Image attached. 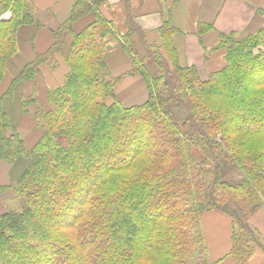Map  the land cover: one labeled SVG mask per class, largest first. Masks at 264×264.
<instances>
[{"label":"trees","instance_id":"trees-1","mask_svg":"<svg viewBox=\"0 0 264 264\" xmlns=\"http://www.w3.org/2000/svg\"><path fill=\"white\" fill-rule=\"evenodd\" d=\"M105 2L73 0L51 45L0 97V162L10 167L0 201H17L16 210L0 207V264H216L201 227L209 211L231 218L228 256L246 263L264 251L248 222L264 204V11L257 31L220 36L224 65L202 79L177 64L167 21L162 44H149L129 0L123 33L100 13ZM23 25L43 27L30 1L0 0V84ZM108 38L128 55L127 71L108 67ZM57 55L67 68L62 84L45 104L19 101L22 113L36 104L41 136L29 146L2 100L41 65L56 68ZM126 76L143 79V103L123 106L116 97Z\"/></svg>","mask_w":264,"mask_h":264},{"label":"crops","instance_id":"crops-1","mask_svg":"<svg viewBox=\"0 0 264 264\" xmlns=\"http://www.w3.org/2000/svg\"><path fill=\"white\" fill-rule=\"evenodd\" d=\"M36 18L43 25H23L17 30V51L6 63L5 74L0 84V97L11 80L23 66L44 52L52 43V31L69 15L73 0H28ZM134 21L144 31L147 43L162 44L158 29L167 21L173 28L171 41L179 66H194L199 76L207 75L224 65V50L219 48L220 36L234 34L244 36L257 31L263 22L260 11H264V0H129ZM100 13L114 23L117 31L126 30V13L122 0H106ZM8 13V12H7ZM9 17V16H8ZM8 17L2 19H7ZM93 20L92 15L78 19L72 28L78 32ZM69 35L66 36V46ZM58 66L51 69L41 65L33 80L18 84L12 97L2 100V106L10 114L12 122L26 141L33 145L41 136L33 117L36 104L28 112L19 111V101L36 97L46 103L48 90L60 86L66 73L62 58L57 55ZM105 61L115 75L127 71L130 60L125 51L112 38L107 39ZM116 97L123 106L141 104L147 99V90L139 76L124 77L116 88ZM9 165L0 162V184L8 183ZM248 222L260 233L264 242V204L248 218ZM204 243L208 260L216 264H237L230 256L232 246V221L225 213L209 211L201 218ZM264 251L256 253L244 264H262Z\"/></svg>","mask_w":264,"mask_h":264},{"label":"rangeland","instance_id":"rangeland-1","mask_svg":"<svg viewBox=\"0 0 264 264\" xmlns=\"http://www.w3.org/2000/svg\"><path fill=\"white\" fill-rule=\"evenodd\" d=\"M8 16H10V15H8L7 12L2 15V17H4V18H6ZM236 37L237 38H241L242 36H240V37L236 36ZM192 153H193V156L195 157L196 160H199L201 158V152H200V150L198 148H194ZM7 205H9L11 209H14V210L17 209V201H15V200H11V199L9 200L7 198L5 201H2V202L0 201L1 209H5L7 207Z\"/></svg>","mask_w":264,"mask_h":264},{"label":"water","instance_id":"water-1","mask_svg":"<svg viewBox=\"0 0 264 264\" xmlns=\"http://www.w3.org/2000/svg\"><path fill=\"white\" fill-rule=\"evenodd\" d=\"M8 15H10V12H8Z\"/></svg>","mask_w":264,"mask_h":264}]
</instances>
